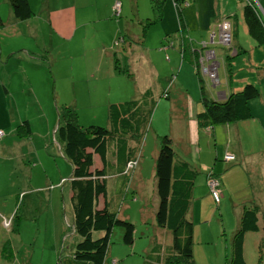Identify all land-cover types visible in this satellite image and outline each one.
<instances>
[{
    "label": "rangeland",
    "instance_id": "1",
    "mask_svg": "<svg viewBox=\"0 0 264 264\" xmlns=\"http://www.w3.org/2000/svg\"><path fill=\"white\" fill-rule=\"evenodd\" d=\"M154 1L29 0L33 15L27 20L17 21L11 14L8 1L0 0V264H59L72 255L79 240L72 229L67 181L71 174V165L63 156L61 146L54 135L57 125L56 109L65 105L63 101L74 94L63 92L58 86L56 92L58 90L61 99L53 100L54 93L49 89L51 100L47 101L42 91L44 72L46 71L50 79L53 78V73H57L52 72L56 67L49 69L46 60L51 58L53 61L58 55L56 52L58 38L71 36L77 27V37L70 45V50L80 57L94 50L99 42H106L110 35L117 33L113 42H118L120 34L124 33V27L127 26H130L131 31L137 36L145 30L143 48H152L158 40L161 28L168 26L170 32L164 36L165 43L173 42L172 50L178 59L177 64L171 65L175 69L174 75H177L179 66L183 72L187 68L186 62L183 61L182 64L180 59L178 44L180 36L188 30L182 33L178 31L171 0ZM161 4L163 12L160 20L157 17V7ZM188 4H192V0L185 1L184 10L188 8ZM257 10L264 22V14L259 7ZM225 19V22L231 21L230 18ZM148 21L150 23H147ZM61 22L65 25L58 26ZM213 25L217 43L215 49L227 54V48L217 42L218 24ZM195 34L198 33L191 32V39ZM236 35L238 40L246 42L248 49L251 48L252 39L242 32L241 27L236 29ZM20 47L30 49L29 56L37 57V61L22 58L18 51ZM111 49L110 47L108 50ZM64 53L65 50H61L60 57H64ZM167 55L162 53V59ZM241 58L244 57L237 55L233 59ZM171 62L173 63L172 59ZM78 65L82 69L85 68V62ZM208 72L215 83L214 73L209 70ZM243 73L236 71L233 75L237 76V80ZM189 81V85H193L191 78ZM38 86L41 92L36 90ZM29 87L34 88L36 92L29 90ZM190 90L194 91L192 86ZM37 96L40 99L35 102L33 97ZM81 107L76 109L79 125L106 126V108L100 105L87 108L84 103ZM168 107V103L162 101L151 116V124L159 135L166 129L165 119L162 118L167 117ZM257 115L264 121V110L263 116L260 113ZM23 122L27 123L29 133L22 125ZM152 134L151 130L145 134L144 140L147 137V142L140 159H143L140 166L146 180L142 187H139L140 190L138 186H134L124 196L122 202L120 201V209L123 205L126 206L122 212L134 226V243L132 246L121 243L122 230L115 228L110 237L111 256L107 258V264H111L109 263L111 258L118 261L116 264H143L146 252L156 238L151 219H148V223H142V217L148 216V213L154 210L157 200L154 181H147L151 169L149 160ZM254 135L258 138V135ZM259 138L258 142L264 150V134L260 133ZM172 148L180 156L181 151L176 143L172 144ZM98 235L100 234L94 233L93 237Z\"/></svg>",
    "mask_w": 264,
    "mask_h": 264
},
{
    "label": "crops",
    "instance_id": "2",
    "mask_svg": "<svg viewBox=\"0 0 264 264\" xmlns=\"http://www.w3.org/2000/svg\"><path fill=\"white\" fill-rule=\"evenodd\" d=\"M247 1L252 2L256 9L259 7L264 14V0H192V4H188V8L183 11L188 30L186 35L189 39L195 42V46L200 47L205 42L209 49L215 51L217 44H210V37L212 34L214 36L215 31L213 24H219L224 21L223 19L230 18L231 21H227L235 30L232 44L239 50L238 55L244 58L234 60L233 58L237 56H235L236 52L234 51L232 53L233 58L227 60L226 52L216 51L219 84L214 88L212 86L207 88L206 82H204V94L210 99L223 100L231 93V90L237 89L244 80L249 79L255 82L259 89V96L248 102L250 117L244 121L221 124L212 128L197 127L195 115L201 107L199 89H197L191 72V65L187 62L185 71L183 72L182 67L179 66L177 75H174L175 69L171 64H177L178 56L172 50L173 46L170 47L169 44L165 43L164 36L170 32V29H167L168 26L161 28L158 40L152 48H143L146 37L145 30L137 36L131 31V27L127 26L124 27V33L120 34L122 39L119 38V42H113L117 33L110 35L106 42H99L94 50L92 49L80 57L70 50V45L77 37L76 27L71 36L58 38L59 44L56 46L58 55L56 58L53 61L51 58L46 60L49 69L54 66L56 70L52 69V72H57L53 73L52 79L48 77L46 71L44 72L45 79L42 91L45 93L47 101L51 100L49 89H52L54 93L53 100L59 101L61 99L58 90L56 92V87L59 86L63 92L74 94L63 102L75 110L82 108V103L87 108H95L100 105L107 109L108 104L138 97L148 88L156 95V108L162 101L168 103L167 117L162 118L165 119L166 126V129L163 130L170 135L171 144L176 143L180 149L179 155L201 173L196 179L192 202L187 215L193 229L192 255L195 264H223L225 252L228 251L226 237L233 230L242 211L243 203L252 201L260 211L264 212V155H262L264 150L258 142L260 133L264 134V121L257 115V113L262 115L264 110V44L256 46L250 37L252 45L248 49L246 42L238 40L236 35V29L241 27L242 32L248 36L241 15L242 8ZM172 13L175 18L173 8ZM50 25L52 24L50 23ZM62 25L65 23L61 22L58 26ZM51 28L53 29V27ZM191 32L198 34H195L194 38L191 39ZM110 47L112 51L108 50ZM51 49L49 46V50ZM61 50H65L64 57H60ZM18 51L22 54V58L37 61V57L29 56L31 50L27 47H20ZM18 51H14V53ZM162 53H167L173 63L170 57L164 56L162 59ZM80 62L82 64L85 62V68L79 67ZM123 66L124 68H122ZM236 71L244 72L242 77L238 76L237 80V76L233 75ZM228 73L232 75L231 81H228ZM189 78H191L193 85H189ZM23 84L26 85L25 82ZM191 86L194 91L190 90ZM29 90L41 92L39 86L36 90L29 87ZM163 92H167L169 97L161 98L160 95ZM75 94H80V96ZM33 99L37 102L40 98L37 96ZM174 122L177 124L176 126ZM150 130L153 132L152 146H150L151 160H149L151 169L150 178L147 181H154L155 183L153 166L158 150L156 141L158 131L153 125ZM254 134L258 135V138ZM146 140L147 137L143 142L141 155L144 153ZM226 152L233 154L238 164L226 162L224 160ZM140 165L132 182L133 186H138V190L146 180ZM210 172L220 173L219 180L223 199L218 210H215L206 188L205 177L206 173ZM125 208L126 206L123 205L121 210ZM121 214L124 215L123 212ZM154 215L155 209L148 213V216L142 217V223H148L150 218L151 225L154 226ZM221 227L225 239L220 235ZM250 238L252 242H255L256 237ZM249 254L251 255L249 264H256L254 249L252 253L250 250ZM110 256L111 251L109 249L107 258ZM107 258L105 264H107ZM112 259L114 258L110 260Z\"/></svg>",
    "mask_w": 264,
    "mask_h": 264
},
{
    "label": "trees",
    "instance_id": "3",
    "mask_svg": "<svg viewBox=\"0 0 264 264\" xmlns=\"http://www.w3.org/2000/svg\"><path fill=\"white\" fill-rule=\"evenodd\" d=\"M7 1L15 20H27L33 15L29 0ZM185 1L171 0L176 27L181 33L187 30L183 14ZM161 8L162 4L157 7L158 18L161 17ZM241 15L247 35L254 40L256 46L263 45L264 22L254 4L247 1ZM229 25L230 45L224 46L218 42L227 48V60L233 58L234 51L235 56L239 54V50L232 44L235 30L231 28L230 23ZM186 33L180 36L178 49L182 62L191 65L199 89L201 107L195 115L197 127L212 128L247 120L250 117L248 102L259 96L256 83L249 79L244 80L223 100L206 97L204 82L207 88L211 86L214 88L219 84V80L217 76V82L212 83L208 75L202 72V68L213 60L218 67L216 53L215 50L209 49L205 42L196 48L195 42L187 35L184 36ZM214 43L215 37L210 44ZM169 46L172 47L173 42L170 41ZM209 51L214 53V59L203 60ZM231 80L232 75L228 73V81ZM160 97L166 99L169 96L167 92H163ZM156 106L157 98L150 88L144 90L138 97L112 102L107 106V124L103 127L94 124L86 127L79 125L77 112L69 105H62L56 109L57 125L54 135L61 146L63 156L71 165V174L67 181L72 229L79 238L72 255L59 264H105L110 237L115 228L122 230L121 243L133 245L134 226L121 214L120 201L122 202L124 196L134 187L133 177L140 165L142 145L145 134L152 126L151 116ZM22 125L29 133L27 123L23 122ZM156 141L158 150L153 166V177L157 200L154 208V226L151 225L156 238L148 248L143 264H195L192 255L193 229L187 215L195 182L201 173L178 156L172 148L171 137L167 132L158 134ZM226 155L231 156V159L226 160ZM224 160L238 164L236 157L229 152L224 154ZM219 175V172H210L206 173L205 177L206 188L215 210L219 209L218 206L223 199ZM208 180L216 182L215 190L218 192L216 201L210 193ZM241 207L237 222L230 235L226 237L228 251L225 252L223 264H249L251 256L249 252L251 250L252 253L253 249L256 264H264V212L252 201L243 203ZM220 230V235L225 239L223 228ZM94 233L100 235L93 237ZM250 237H256L255 242H252ZM111 263L116 264L117 261L112 259Z\"/></svg>",
    "mask_w": 264,
    "mask_h": 264
},
{
    "label": "built area",
    "instance_id": "4",
    "mask_svg": "<svg viewBox=\"0 0 264 264\" xmlns=\"http://www.w3.org/2000/svg\"><path fill=\"white\" fill-rule=\"evenodd\" d=\"M117 6V5H116ZM218 32H217V42H219L220 44L224 45V46H228L230 45V40H231V34H230V25L229 23L222 21L221 23L218 24ZM213 34L211 35V39L210 42L213 39ZM209 59H214V53L212 51H209L206 56L204 57L203 60L206 61ZM202 61V60H201ZM201 64H203L201 62ZM216 67H217V63L213 61H211V63L209 65H206L205 67L202 68V72H204L205 74L208 75L209 79L211 80L212 83H214L212 81V77L211 74L208 72V70L212 73H214L216 79L215 81L217 82V75H216ZM215 82V83H216ZM225 159H231V156L226 155ZM207 185L209 187L210 193L212 194L214 200L216 201L218 199V192L215 190V186H216V182L214 180H208L207 181Z\"/></svg>",
    "mask_w": 264,
    "mask_h": 264
}]
</instances>
